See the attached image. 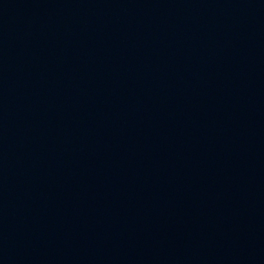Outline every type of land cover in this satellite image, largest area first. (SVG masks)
Wrapping results in <instances>:
<instances>
[{
  "label": "water",
  "instance_id": "water-1",
  "mask_svg": "<svg viewBox=\"0 0 264 264\" xmlns=\"http://www.w3.org/2000/svg\"><path fill=\"white\" fill-rule=\"evenodd\" d=\"M25 1L27 0H0V9L14 6Z\"/></svg>",
  "mask_w": 264,
  "mask_h": 264
}]
</instances>
